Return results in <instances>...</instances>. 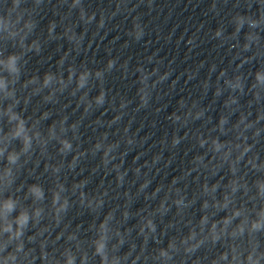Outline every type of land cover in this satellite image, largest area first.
Listing matches in <instances>:
<instances>
[{
  "label": "clouds",
  "instance_id": "9594fccd",
  "mask_svg": "<svg viewBox=\"0 0 264 264\" xmlns=\"http://www.w3.org/2000/svg\"><path fill=\"white\" fill-rule=\"evenodd\" d=\"M92 17H89L91 20ZM251 26H255V21H253ZM239 27V26H238ZM131 32L133 33V38L137 41L141 40L145 34L143 25L135 22L132 26ZM220 30H217L216 36H220ZM247 47V45H245ZM37 51L39 49L37 48ZM152 59H149L151 62ZM61 63H63V58H61ZM117 65V59L115 57H109L106 62V68L111 70L114 69ZM5 70L8 72L9 76L14 78L19 76V69L16 67V57L10 56L8 58L7 63L4 64ZM66 74H60L57 76H53V74L45 72L42 75V81L39 83V86L34 88L33 91L36 94L47 89V94L43 97L45 102H52L56 92L63 93L65 90H68L71 87V95L76 96L78 99V103L82 108L84 113H88L93 104L96 105L97 109L104 110L106 104L111 103V98L108 95V90L102 86H98L97 91L94 96L90 95L86 90V86L89 84L90 79L95 76L97 78V82L99 83L102 78V71L96 70L93 72L91 69H82L77 71L72 65H68L65 70ZM137 76L136 79L138 81L137 86V97H138V107H147L150 103L151 93L155 90V88L159 85H163L168 81L169 73L167 70L161 72L159 69L153 66L151 71L144 70L143 66H137ZM55 78L57 87L52 88V82ZM39 77L30 78L26 84H36L39 81ZM257 80H264V77H261L257 74ZM14 83L13 81H7L6 77L0 76V90L4 91L5 98L11 99L12 103L0 109L3 114L7 117V124L9 125L8 130L6 132L3 129H0V132L3 135H0V156L6 155L7 167L4 169V176L11 177L13 174V167L17 165L21 157H30L35 154L36 148H39L42 152L46 150L47 145L51 141H55L58 145L57 152L62 157L71 156V160H68V167L74 168L77 165V162L81 159L82 156L86 155V153L77 152L75 150L74 139L77 134V123L73 122L69 124L66 117L60 118L57 122L51 123L47 129V135L43 133L38 127V123L40 120H48L50 114L45 111L41 112L37 117L35 122H29V120L22 116L20 112L16 111V106L19 101L16 97L15 89H8L6 87L7 83ZM239 85L237 84V87ZM232 102L234 98H231ZM126 106V102H121L119 107L123 108ZM202 112H196L194 115L191 112V108L185 112V115H192L193 119H199L202 116ZM179 117H177L178 119ZM121 119V113L117 112L113 115L112 120L119 121ZM227 123L226 117H220L219 123L217 127L223 130L224 124ZM72 131V138H69L68 132ZM209 139H211L212 150L217 154H222L224 158H228L230 156L231 150L227 148V146L221 142L218 138H208L204 136L198 137V142L201 147L205 146L209 143ZM19 142V149L12 147V142ZM180 143V138L173 137L172 144L177 145ZM119 147L118 143L112 142L107 143L106 137L102 136L100 139L96 140L92 144L91 151L94 154H99L101 158V164L104 167H108L112 165V168L115 172V181L119 186L126 172L121 171L120 168L115 164V153L117 148ZM248 148L246 147L244 151L246 152ZM158 160V157H154V161ZM52 172L56 175L60 172V167L56 165H49ZM148 186V182L145 181L140 184V190H144ZM85 187V182L83 180H78L72 186V195L77 196L81 204H87L88 207H100L104 203V196L107 195L106 192H100L96 194L90 195L85 192L83 189ZM202 188L205 192L209 191L208 185H202ZM216 185L213 184L211 191H215ZM157 192L159 190H156ZM232 191H235V187H233ZM68 189L59 181L56 183L55 187L50 190L51 195V211L49 213L52 224L54 227H59L61 223V213H66L68 208L71 205V197L67 195ZM63 194V195H62ZM156 192L153 193L155 195ZM26 195H32L35 197L33 201L34 204L43 203L46 200V192L42 185L39 184H30L27 188ZM183 197L174 200V203L177 207H179L182 202ZM166 201H161L160 207L164 208ZM208 201H204L202 206H207ZM18 201L14 199L12 196H6L2 202H0V237H4L3 242L0 243V252L6 253L3 257V264H19V254L24 252V243L21 239L26 232V229L29 225V220L32 219L34 223L41 222V216L45 211L44 208L36 206L32 209L31 217L26 208H20L17 211ZM215 206V205H213ZM223 207H227L225 203ZM13 212H16L14 217L11 216ZM239 214V210L235 209L233 211V216H237ZM122 216L126 217L127 212H123ZM114 214L111 211H105L104 218L99 221V228L101 230V235L97 242H94V255L100 258V264H120V258L112 257L109 258L106 251V243L105 236L107 232L106 224L108 220H114ZM229 222V218L226 216L224 218L225 225ZM201 231H203L204 227L208 224V219L206 216L201 217ZM47 227V226H45ZM253 228L260 227V223L257 221L253 223ZM217 224L216 222H212L211 227L208 229L210 233L213 235L214 240H218L219 236L216 234ZM147 229L150 232L156 231V224L154 220L150 217H146L144 223L141 226V232ZM223 230V229H222ZM115 235L117 237V245L123 243L121 238V232L119 229L115 230ZM197 233L195 230H190L187 237L181 238V244L185 245V252L192 253L194 252L202 243V241L196 240ZM58 237H63V233H57ZM69 241L75 240L76 237L74 234L69 233L67 236ZM195 243H189V241H194ZM14 244V248L9 251V246ZM115 247V245H114ZM172 247V245H169ZM64 260L63 264H76V256L71 251V249H65L62 253ZM159 256L170 258L169 252L166 249H161L159 252ZM222 259H227L226 254H221ZM89 257L87 254H82L80 256V264H88ZM59 264V262H57ZM132 264H136L135 258H132ZM212 264H215V260H213Z\"/></svg>",
  "mask_w": 264,
  "mask_h": 264
}]
</instances>
